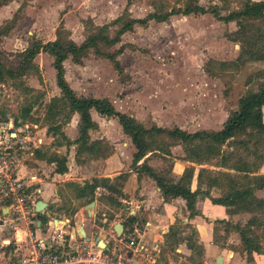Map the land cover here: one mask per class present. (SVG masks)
I'll use <instances>...</instances> for the list:
<instances>
[{
  "label": "rangeland",
  "instance_id": "obj_1",
  "mask_svg": "<svg viewBox=\"0 0 264 264\" xmlns=\"http://www.w3.org/2000/svg\"><path fill=\"white\" fill-rule=\"evenodd\" d=\"M244 2L0 0V60L6 68H16L24 48L34 42L54 39L58 30L63 38L78 44L92 34L114 36L122 20L130 17L162 13L177 7L183 9L187 3L198 4L207 11L174 13L165 20L150 19L145 24L135 22L114 42L108 45L99 42V48L105 52L121 50L116 56L119 68L96 54L92 47L86 49L80 61H74L68 55L63 60L64 78L75 94L106 97L115 109L133 116L144 127L177 126L188 132L217 129L236 109L241 94L264 85V45L234 39L235 20L223 21L212 13L223 15L240 10ZM250 23L264 28L263 19H254ZM24 63L23 72L5 75L0 80V125L7 131L12 123V130L20 127L21 133L40 138L36 142V157V154L46 157L52 152L64 157L66 171L55 175L54 162L39 157L33 161L29 153L25 154L13 145L12 159L18 173L24 174L20 170L33 167L32 170L47 181L46 190L50 192L39 197L46 201L49 214L71 215L77 223L86 226L94 223V227L106 226L109 220L119 222L117 219L122 218L125 210L117 186L121 185L129 169L134 170L140 165L143 157L152 169L172 179L179 172L181 175L184 168L188 171L193 168L192 175L201 168L199 176L195 175L198 185L208 188L212 196L222 195L228 180L244 186L252 182L254 175H264V133H256L250 139L246 134H239L235 138L247 139L245 145L226 141L220 145L217 154L200 163L184 158L182 145L176 138L166 133L152 134L150 144L154 148L134 166L131 164L134 147L115 117H100L92 112L98 127L89 129L88 137L98 139L104 153L99 156L89 151L75 153V144L56 145V141L64 142V136L69 139L76 136L77 114L72 113L66 122H62L59 132L53 136L47 133L45 106L50 97L60 95L52 57L40 49ZM25 107L28 110L22 119L20 115L24 114ZM262 118L264 120V107ZM55 120H61L60 116ZM13 121L19 123L14 125ZM104 162H108L111 171L117 169L120 172L110 179L106 177L107 187H98L92 196L75 195L72 183L81 185L98 173ZM235 164L248 166L250 171L237 170ZM252 194L259 201L248 202L249 208L227 211L224 207L220 219L201 220L202 226L196 227L197 223L192 221L183 226L172 223L165 230L160 227L159 239L155 241L159 259L165 255L177 257L179 252L174 249L182 246L196 263L215 264L213 255L217 254L223 257L222 264H264V185L254 188ZM90 201L97 203L94 217L91 214L93 205L89 214L86 211ZM240 232L245 234L246 247ZM210 246L213 248L206 256L204 247Z\"/></svg>",
  "mask_w": 264,
  "mask_h": 264
},
{
  "label": "trees",
  "instance_id": "obj_2",
  "mask_svg": "<svg viewBox=\"0 0 264 264\" xmlns=\"http://www.w3.org/2000/svg\"><path fill=\"white\" fill-rule=\"evenodd\" d=\"M205 11H207V9L198 4L187 3L183 9L177 7L162 13L149 12L143 17H130L122 20L114 36L110 38L105 35L97 36L92 34L86 36L85 39L78 44L68 38H63L58 30L56 31L54 39L47 40L43 43L34 42L32 45L24 48L20 63L16 68H6L0 60V80L5 75L13 76L17 72H23L26 67L24 63L25 60L32 58L40 49L46 51L52 57L55 82L60 92V95L50 97L45 106L44 118L47 123L46 132L53 136L55 133L59 132L62 122H66L72 113H77L76 136L73 139H69L61 133V135L64 136V142L56 141V145L75 144V153L89 151L96 153L97 156L104 153L100 148V141L98 139H89L88 137V130L96 127V122L90 117V109H94L99 115L115 117L120 124L121 130L129 137L134 147L131 159V164L134 166L138 159L154 148L150 144L151 137L152 134L159 133H166L169 137L176 138L182 145L184 158L191 162L200 163L208 159L214 153L217 154L220 145L226 141L231 140L232 142H240L239 144L245 145L248 141L247 139H250L251 136H255L256 133H264V120L262 118L264 85L256 90L246 91L241 94L237 99L236 109L227 115L221 126L217 129H198L193 132H188L177 126L173 128H164L156 125L144 127L133 116L115 109L106 97L75 94L64 78L63 60L69 55L72 60L80 61L86 49L92 47L96 54L106 57L112 62L115 68H119L120 65L116 56L121 50L118 48L111 52H105L99 48V42L104 45L114 42L123 31L130 29L135 22L145 24L150 19L156 21L165 20L169 15L174 13H203ZM212 13L223 21L235 20L237 27L232 32L235 34L234 39L251 42L252 44L264 45V28L250 23V21L254 19L264 20V0H245L240 10H233L223 15L215 11H212ZM117 20H120V17H118ZM236 35L238 37H236ZM27 110V107L23 108L24 114H22V116L20 115L22 119ZM58 116H60L61 120H58V122L57 120L54 121ZM13 119L15 120L16 117ZM22 119L20 120L23 121ZM14 123L17 125L19 121H13V124ZM239 134H246L247 139L242 140L235 138ZM35 153H37V151ZM36 155H38L37 157L39 158H44L46 161H53L55 163V172L61 173L66 170L64 157L56 154V152H52L46 157H44L43 154ZM234 166L236 169L238 168L246 172L250 171L249 167L243 164L242 166L240 164H235ZM192 169L193 168H189L190 171H188L187 168H184L179 178L173 180L152 169L145 162V158L141 161L140 165L136 167L137 171L142 170L155 181V184L158 186L164 198L175 196L182 197L185 201V207L188 210L189 216L197 213L194 203L198 196H205L211 203L223 205L227 211H229V209H238L239 207L246 208L248 206L249 208L247 204L251 203L253 200L259 201L252 192L254 188L264 185L263 174L254 175L253 178L251 177L252 182L244 186H237L233 180H228V187L222 195L210 196L208 190L205 188L200 189L199 186H196L194 189L189 188ZM200 169L201 168L197 169V176H199ZM72 184L75 188V195L78 197H86L92 196L95 187L98 185L107 187L108 179L106 177H92L90 181L84 180L81 185L78 183ZM129 222H131V220H129ZM240 239L244 242V246L246 247L247 242L243 232H240Z\"/></svg>",
  "mask_w": 264,
  "mask_h": 264
},
{
  "label": "built area",
  "instance_id": "obj_3",
  "mask_svg": "<svg viewBox=\"0 0 264 264\" xmlns=\"http://www.w3.org/2000/svg\"><path fill=\"white\" fill-rule=\"evenodd\" d=\"M6 129L0 125V222L7 224L17 242L14 259L7 264H194L184 256L159 259L158 246H147L132 230L118 234L111 229L101 246L96 239H84L68 217L50 219L44 232L37 235L36 198L31 189L36 177L18 173L12 152L17 146L30 155L40 138L21 133L20 127L12 130V123ZM33 190L38 191L36 187Z\"/></svg>",
  "mask_w": 264,
  "mask_h": 264
},
{
  "label": "crops",
  "instance_id": "obj_4",
  "mask_svg": "<svg viewBox=\"0 0 264 264\" xmlns=\"http://www.w3.org/2000/svg\"><path fill=\"white\" fill-rule=\"evenodd\" d=\"M262 59H264V56L262 57ZM92 112H94L95 115H99V114L94 109H90V117L91 119L94 120V118L92 117ZM99 116L101 117L102 115H99ZM92 129H95V128H92ZM36 151H37V148L33 150L32 154H30V157L33 161H37L38 159L35 156ZM143 159L144 157L142 158V160ZM105 161H108V160H105ZM47 162L51 163L53 161H47ZM32 169L33 167L26 168L25 171H22V170L20 171L21 173L23 172L24 173L23 175L25 176L29 174H34L36 177V180L31 185L33 198L38 197V199H36L33 204L34 210H35L36 202L41 199L39 196L47 195L50 191L46 190L47 184L45 182L47 181H45L43 178L37 175L35 170H32ZM98 171H99L98 173L93 174L90 177H88L89 179L87 180L90 181L92 177H109L110 179V177L116 176L117 173L120 172V171H117V169L114 171H111V168L109 167L108 162H104V164H102V168L100 167ZM64 172H61V173L55 172L53 169V173H55V175L62 174ZM195 175L196 174H193L190 178L189 188L194 189L196 188V186H199L200 189H203L200 185H198V181ZM179 176H180V172H179V175L176 176V178L173 180H177ZM35 187L38 189L37 192L33 190V188L35 189ZM98 187L104 188L105 186L104 185L96 186L94 189V192ZM117 187L119 188V191L121 192L120 199L121 201H123L122 203L124 205V210H125V214L120 213L122 215V218L117 219V220H120L119 222L121 223L120 233L124 232L125 230H132L133 235L139 241L144 242L147 246H151L154 244L158 245L155 241L159 239L158 237L160 235L158 234V229H160V227H162V230H165L167 229L168 225L172 223H177L183 226L185 225V223H189L192 221L197 223L196 224V227H197V226H202L201 220L204 222L206 220H210L212 222V220L220 219V217L224 215L223 205L211 203L209 199L205 196L203 197L198 196L194 203V207L197 210V213L189 216L188 210L185 207V201L182 197L175 196V197L164 198L161 195V192L158 186L155 184V181L150 176L143 173V171H137L136 169L134 170L129 169V172L127 173V175H125V177L122 179L121 185ZM205 189L208 190V188H205ZM54 191H56L55 188H54ZM208 194L212 196L209 190H208ZM44 202H45V205H44L45 207H43L42 211L39 213L38 223H37V218H36L37 227L35 228V232L37 233V235L42 234L44 232V229L47 226V221L53 218H57V217L59 218L68 217L71 227L74 228V230L80 233L83 236V238L87 240H91L92 238L95 239L98 237L100 240L103 241L108 236L111 229H113L115 233H117V231L115 230V223H116L115 219L112 221L109 220L106 226L96 225V227H94V223H91L90 226H86V225H83L81 223H77L76 221H74L71 215L49 214L46 211L47 203L46 201ZM96 205H97L96 201H93V211L91 212L93 217L95 214ZM201 207H204V209L206 210L204 211L203 208ZM1 210L5 211L6 208H1ZM34 213L36 216V210ZM142 213H144V216ZM116 214L117 213H114V215ZM197 218H198V221H197ZM129 220H131V222H129ZM79 225L81 227H78ZM80 228L83 230V233L79 232ZM20 233L21 235H23L22 234L23 231H20ZM16 246H17V242L13 240L11 230L8 228L5 222H0V264H7L8 262L14 259V254L16 253L15 252ZM204 246H206V244H204ZM211 248L213 247L211 246L204 247L203 252L206 256H208L209 250H211ZM174 251L179 252L177 256H184L185 259L188 260L189 262L194 263V264H199L198 262L197 263L193 262L189 258L188 256L189 254L188 252H186L187 248L183 250L182 246H180L178 248H175ZM216 256L217 254L213 255V257L215 258ZM161 257H162L161 259H164V260L177 258L176 256L171 257L169 255H165Z\"/></svg>",
  "mask_w": 264,
  "mask_h": 264
},
{
  "label": "water",
  "instance_id": "obj_5",
  "mask_svg": "<svg viewBox=\"0 0 264 264\" xmlns=\"http://www.w3.org/2000/svg\"><path fill=\"white\" fill-rule=\"evenodd\" d=\"M45 205V202L40 199L36 202L35 204V210H36V218H37V223L39 221V213L42 211L43 207ZM93 205V201H90L88 204H87V207H86V211H87V214L90 213V208L91 206ZM78 227H81L80 225ZM115 230L117 232H120L121 231V223L120 222H116L115 223ZM79 232L83 233V230L80 228L79 229ZM96 241L98 242L99 245L103 246V242L97 237L95 238ZM215 264H222V256L221 255H217L216 258H215Z\"/></svg>",
  "mask_w": 264,
  "mask_h": 264
},
{
  "label": "bare ground",
  "instance_id": "obj_6",
  "mask_svg": "<svg viewBox=\"0 0 264 264\" xmlns=\"http://www.w3.org/2000/svg\"><path fill=\"white\" fill-rule=\"evenodd\" d=\"M222 261H223V259H222Z\"/></svg>",
  "mask_w": 264,
  "mask_h": 264
}]
</instances>
